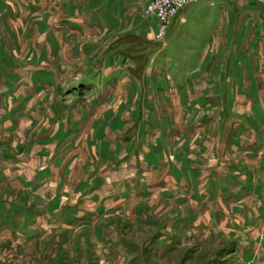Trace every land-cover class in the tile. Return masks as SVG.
<instances>
[{
    "label": "rangeland",
    "instance_id": "obj_1",
    "mask_svg": "<svg viewBox=\"0 0 264 264\" xmlns=\"http://www.w3.org/2000/svg\"><path fill=\"white\" fill-rule=\"evenodd\" d=\"M210 1L219 27L199 47L157 35L145 0H0V264L264 258V211L216 170L226 109L210 94L264 0Z\"/></svg>",
    "mask_w": 264,
    "mask_h": 264
},
{
    "label": "crops",
    "instance_id": "obj_2",
    "mask_svg": "<svg viewBox=\"0 0 264 264\" xmlns=\"http://www.w3.org/2000/svg\"><path fill=\"white\" fill-rule=\"evenodd\" d=\"M196 1L198 0L180 7L169 18L166 30H170V36L179 32L177 37L187 38L193 45L195 43L201 47L209 42L211 37L214 39L212 33L219 27V13L217 9L210 7L214 4L212 1L205 3L206 8ZM251 10L254 14L260 15L262 17L260 19H264V7H252ZM239 24L243 36L246 34L245 31H248V36L249 31H252L253 36L247 41L242 38L241 59L235 48L239 47V38L234 37V29L231 28L233 36L229 35L226 40L227 43H231L232 48V54L228 55L225 61L227 69L223 73L211 72L213 78L210 83L216 86L210 88V94L215 93V100L221 101V110L226 109L225 113H220L222 125L226 124L225 129L217 133L215 141L219 153L222 151L227 159L219 160L216 170L219 172L221 170L226 175L228 197L230 192L232 197H236L237 192H243V198L254 205L249 215L254 221H258L260 220L258 216L264 211V21ZM256 35L257 38L253 40ZM245 46H248V51ZM185 77L184 75L183 78ZM202 84L201 81L200 94L201 90H204ZM198 99L202 102L203 97L200 95ZM204 100L208 98L204 97ZM234 110L242 113L233 112ZM252 199L258 201L252 203ZM262 250L264 252V249ZM259 258V264H264V258L262 257L263 261L261 257Z\"/></svg>",
    "mask_w": 264,
    "mask_h": 264
},
{
    "label": "built area",
    "instance_id": "obj_3",
    "mask_svg": "<svg viewBox=\"0 0 264 264\" xmlns=\"http://www.w3.org/2000/svg\"><path fill=\"white\" fill-rule=\"evenodd\" d=\"M195 0H145L142 11L151 14L158 22L157 35H162L168 20L180 7Z\"/></svg>",
    "mask_w": 264,
    "mask_h": 264
}]
</instances>
